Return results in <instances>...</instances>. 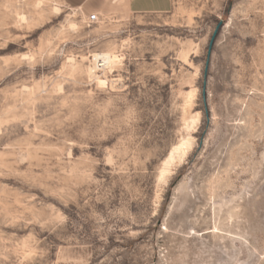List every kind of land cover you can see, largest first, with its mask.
Returning a JSON list of instances; mask_svg holds the SVG:
<instances>
[{"label":"rangeland","instance_id":"obj_1","mask_svg":"<svg viewBox=\"0 0 264 264\" xmlns=\"http://www.w3.org/2000/svg\"><path fill=\"white\" fill-rule=\"evenodd\" d=\"M71 2L0 0V264H264V0Z\"/></svg>","mask_w":264,"mask_h":264},{"label":"crops","instance_id":"obj_2","mask_svg":"<svg viewBox=\"0 0 264 264\" xmlns=\"http://www.w3.org/2000/svg\"><path fill=\"white\" fill-rule=\"evenodd\" d=\"M105 0H72L71 7L85 14V10L99 11ZM118 1V0H115ZM132 13L166 12L171 8L172 0H125Z\"/></svg>","mask_w":264,"mask_h":264},{"label":"bare ground","instance_id":"obj_3","mask_svg":"<svg viewBox=\"0 0 264 264\" xmlns=\"http://www.w3.org/2000/svg\"><path fill=\"white\" fill-rule=\"evenodd\" d=\"M56 9V8H55ZM116 56L110 52H96L91 55L92 65L90 71L100 70L104 68H111ZM100 84H104L105 80L99 79ZM191 148L190 140H182L176 144L168 156L164 159L162 172L167 173L171 170L172 165L181 161L183 156ZM162 173V174H163Z\"/></svg>","mask_w":264,"mask_h":264},{"label":"water","instance_id":"obj_4","mask_svg":"<svg viewBox=\"0 0 264 264\" xmlns=\"http://www.w3.org/2000/svg\"><path fill=\"white\" fill-rule=\"evenodd\" d=\"M220 25H221V21L218 23V25L216 26L215 30L213 31V34H212V36L210 38V41H209V44H208L207 58H206L207 60H206L205 69H204L205 72L207 70L208 59L210 57V52H211L212 44H213L214 38L216 36L217 30H218V28H219ZM203 95H204V90H203ZM204 101H205V99H204Z\"/></svg>","mask_w":264,"mask_h":264},{"label":"built area","instance_id":"obj_5","mask_svg":"<svg viewBox=\"0 0 264 264\" xmlns=\"http://www.w3.org/2000/svg\"><path fill=\"white\" fill-rule=\"evenodd\" d=\"M97 20H98V16H97L96 13H91V14H89V15L87 16V21H88L89 23H94V22H96Z\"/></svg>","mask_w":264,"mask_h":264}]
</instances>
